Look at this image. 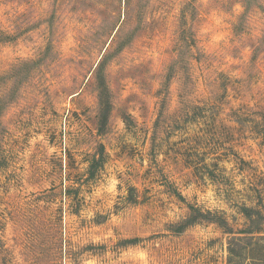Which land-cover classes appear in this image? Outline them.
Masks as SVG:
<instances>
[{
	"label": "rangeland",
	"instance_id": "374dc122",
	"mask_svg": "<svg viewBox=\"0 0 264 264\" xmlns=\"http://www.w3.org/2000/svg\"><path fill=\"white\" fill-rule=\"evenodd\" d=\"M257 225L264 0H0V264H248Z\"/></svg>",
	"mask_w": 264,
	"mask_h": 264
},
{
	"label": "trees",
	"instance_id": "16d2710c",
	"mask_svg": "<svg viewBox=\"0 0 264 264\" xmlns=\"http://www.w3.org/2000/svg\"><path fill=\"white\" fill-rule=\"evenodd\" d=\"M102 101V96H99V102ZM101 125L99 127V130H103L104 128V124L105 123V114L102 115V119H101ZM105 160V156H104V149H100L99 151H97V153H95V155L92 157L91 161H90V165H89V176L93 177L95 174V171L99 168H101V166H103ZM243 212L245 213V215L249 218H252L253 216V212L251 208H247L245 207L243 209ZM252 212V213H251ZM255 214H259V211H255ZM252 222V219H250ZM258 226V225H257ZM247 227L245 230L240 231V233L242 235H232L228 241V253L230 255L229 258V262H231V257L233 256H237L239 255V250L241 248V245L243 242L247 243V248H241V250H244V255L247 256L248 259H250V262L248 264H261L262 262H264V259L260 258V257H255L253 254H255L256 252H263L264 253V243L261 244L262 246H260L259 240L262 239L261 237H255V235L253 234L254 232H256L260 227ZM252 229V230H251ZM255 230V231H254ZM258 239V240H257ZM255 242V243H254ZM255 247H254V245ZM240 250V252H241ZM257 255L259 256V254L257 253Z\"/></svg>",
	"mask_w": 264,
	"mask_h": 264
}]
</instances>
